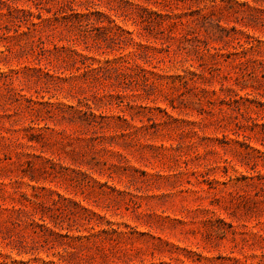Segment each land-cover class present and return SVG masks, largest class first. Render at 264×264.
<instances>
[{"label": "rangeland", "instance_id": "rangeland-1", "mask_svg": "<svg viewBox=\"0 0 264 264\" xmlns=\"http://www.w3.org/2000/svg\"><path fill=\"white\" fill-rule=\"evenodd\" d=\"M0 264H264V0H0Z\"/></svg>", "mask_w": 264, "mask_h": 264}]
</instances>
